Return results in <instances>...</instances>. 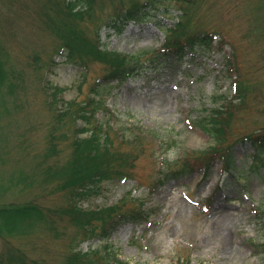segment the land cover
I'll return each mask as SVG.
<instances>
[{
  "label": "rangeland",
  "instance_id": "374dc122",
  "mask_svg": "<svg viewBox=\"0 0 264 264\" xmlns=\"http://www.w3.org/2000/svg\"><path fill=\"white\" fill-rule=\"evenodd\" d=\"M136 1L144 0H124V7ZM46 2L0 0V55L7 68L9 65L10 75L20 74L24 84L19 99L9 96L7 88L0 94V205L34 200L44 206L63 203L60 194L39 192L38 188L23 190L15 187L12 179L20 171H30L35 156L47 148L53 119L47 108L48 81L65 89L66 100L83 102L94 95V83L105 70L94 63L83 71L56 54L59 40L44 32L36 16L46 9ZM170 8L188 12L183 24L187 23L189 32L215 34L221 53L216 49L198 51L192 62L159 64L157 56L165 35L152 23L130 25L122 34L102 29L101 39L109 50L128 55L148 53L140 76L121 86L114 84L103 94L106 106L116 117L138 129L144 154L133 171L134 179L106 185L90 205L109 207L131 194L139 196L144 208L152 213L148 223L123 224L111 236L120 259L129 264H177L183 259L191 264H262L264 259L254 256L250 247V240H264L257 214L264 212V185L256 177L242 173L238 180L230 179L216 161L205 182L203 173L196 172L170 181L155 193L151 191L166 167L165 158L177 169L185 153L194 162L197 156L193 152L211 145L199 121L212 106L213 95L235 99L238 76L250 88V97L243 118L235 123L236 131L247 134L264 128V0L178 1ZM105 10L96 14L94 27L110 18L111 0ZM89 26L86 23L85 28ZM35 52H42L44 65L54 60L58 66L37 70L31 59ZM226 59L232 61L228 67ZM8 82L12 80L8 78ZM235 153L242 169L245 150L238 148ZM130 206L133 204H127L124 210ZM65 227L69 236L77 234L75 228ZM9 239L17 246H35L36 256L45 253L53 264H62L67 251L66 238L54 240L34 221L24 222ZM99 244L101 240L97 239L83 246Z\"/></svg>",
  "mask_w": 264,
  "mask_h": 264
},
{
  "label": "trees",
  "instance_id": "16d2710c",
  "mask_svg": "<svg viewBox=\"0 0 264 264\" xmlns=\"http://www.w3.org/2000/svg\"><path fill=\"white\" fill-rule=\"evenodd\" d=\"M111 1L113 10H110V18L98 27H94L96 14L106 11L109 0H47L46 9L36 15L44 32L59 40L56 54L64 56L65 63L83 71H88L95 63L105 70L94 83V95L83 102L66 100L65 89L51 81L45 86L47 108L53 115L47 148L43 154L35 156L31 170L16 173L12 183L23 190L38 188L39 192L60 194L63 203L44 206L34 200L22 205H0V264H53L47 260L45 253L36 256L35 246H17L9 239L27 221L36 222L54 240L67 239L62 264H129L120 259L119 251L110 241L111 236L123 224L139 225L150 220L152 213L144 208L139 196L131 197L129 194L109 207L92 208L90 205L103 194L106 185L134 179L133 171L144 154V143L138 129L121 122L106 106L103 94L114 84L121 86L140 76L144 69L143 58L148 53L128 55L109 50L101 39L104 27L122 34L130 25L152 23L165 35L162 52L157 56L159 64L162 61L169 64L192 62L198 51L209 53L216 49L221 53L215 34L189 32L187 23L183 24L188 12H175L170 8L172 3L192 0L132 1L127 7H124V0ZM86 23H90L88 29L85 28ZM41 56L42 52H35L31 57L32 66H36L37 70L58 66L54 60L44 65ZM231 64L232 61L226 59V67ZM10 70L0 55V94L3 88H7L9 96L19 99L24 88L23 78L20 74L11 76ZM8 78L12 82H8ZM249 97L250 88L240 76L237 77L235 99L213 95L212 106L199 121L212 141L211 145L204 151L193 152L197 156L194 162L185 153L183 160L177 162V169L171 167L165 158L163 164L166 167L160 172L151 192L155 193L170 181L196 172L203 173L205 182L216 161L223 165L230 179L238 180L239 174L246 173L264 185V128L238 134L235 127L239 117L243 118ZM160 143H163L161 139ZM139 145L142 147L140 150L137 149ZM65 147L68 149L66 155ZM238 148L245 150L242 169L238 166L235 153ZM129 203L133 206L124 210ZM257 214L264 231V212L257 211ZM65 225L75 228L77 234L69 236L64 232L69 229ZM97 239L101 240L97 247L90 245L84 248V244ZM250 243L254 256L264 259V240H250ZM177 264L191 262L183 259Z\"/></svg>",
  "mask_w": 264,
  "mask_h": 264
}]
</instances>
